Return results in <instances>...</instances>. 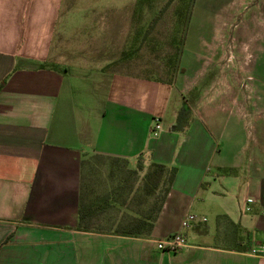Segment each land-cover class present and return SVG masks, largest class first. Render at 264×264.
<instances>
[{"label":"crops","instance_id":"1","mask_svg":"<svg viewBox=\"0 0 264 264\" xmlns=\"http://www.w3.org/2000/svg\"><path fill=\"white\" fill-rule=\"evenodd\" d=\"M230 2L250 9L245 76H232L221 113L200 96L176 130L182 92L134 59L155 2L0 0V264H264L248 253L264 246V0ZM91 154L126 159L141 179L152 162L176 168L148 235L79 227ZM188 213L205 221L182 228ZM175 232L186 245L159 250Z\"/></svg>","mask_w":264,"mask_h":264},{"label":"rangeland","instance_id":"2","mask_svg":"<svg viewBox=\"0 0 264 264\" xmlns=\"http://www.w3.org/2000/svg\"><path fill=\"white\" fill-rule=\"evenodd\" d=\"M117 1L125 3L127 0ZM151 1L155 2V7L149 9V19H143L145 28L139 34L143 42L134 57L137 74L156 81L172 80L174 87L182 92L181 109L202 96L205 98L203 104L209 106V112L212 108L214 113H221L229 85H234L232 76L235 81L239 80L238 74L245 76L242 61L248 58L245 27L248 26L246 22L250 9L232 5L230 0H176L178 7L170 6L172 0ZM76 8L73 10V20L67 24V32L74 33L75 27L81 26L75 14L79 9ZM154 11L161 13L151 26L148 22ZM176 14L180 34L179 41H174V45L168 33ZM164 128L163 125L157 134L163 133ZM157 137L153 136L155 139ZM128 169L126 163L122 165L93 155L87 158L82 178L84 199L95 202L106 196L112 197L107 204L101 202L104 211L90 223L93 230L102 228V231H111L114 225L132 215H144L152 204L153 199L148 201L139 192L141 176L129 174ZM208 218L206 223L214 226L215 216Z\"/></svg>","mask_w":264,"mask_h":264},{"label":"trees","instance_id":"3","mask_svg":"<svg viewBox=\"0 0 264 264\" xmlns=\"http://www.w3.org/2000/svg\"><path fill=\"white\" fill-rule=\"evenodd\" d=\"M46 65L47 63L46 61H44L41 63L40 66L43 68ZM188 116L189 113L185 110V108L179 111L175 123L176 130H182L188 125V118H189ZM91 155L100 158H107L110 159L111 161L121 163L122 165L126 163V165L128 166L127 160L123 158L107 157L99 154H91ZM87 158H89V156ZM87 158L83 160V167L85 166L84 164ZM137 169H140V165H138ZM128 173L136 175L137 170L129 168ZM175 173H176L175 167L167 168L164 164L159 162L150 163L148 170L144 173L142 177V183L139 192H141L142 195L141 197L148 198L147 199L148 201L153 199L152 204L149 205L144 215H139V214L132 215L128 217V219L122 220L116 225H114L112 230L107 232H113L118 235L131 236V237H140L143 235H148L152 229L153 222L156 219L157 213L161 208L163 199L168 193L169 186L171 185L174 179ZM111 198L112 197L106 196L103 197V199L100 201H95V202L86 201L84 199V193H83V182H81V188L79 193V210H78L79 227L83 229L91 228L90 223L93 222V220L104 211V208H102L101 206V202L107 204L111 201ZM223 218L226 219L225 216H223Z\"/></svg>","mask_w":264,"mask_h":264},{"label":"built area","instance_id":"4","mask_svg":"<svg viewBox=\"0 0 264 264\" xmlns=\"http://www.w3.org/2000/svg\"><path fill=\"white\" fill-rule=\"evenodd\" d=\"M159 128H160L159 123H155L152 128V133L156 135V132ZM204 221H205L204 217H199L194 213H188L183 217L181 221V227L187 228L192 223H199ZM156 242H157V248L163 251L164 250L175 251L186 245L185 236L181 232L172 233L163 239L157 240ZM248 253L255 256H264V246L259 245V246L250 247L248 249Z\"/></svg>","mask_w":264,"mask_h":264}]
</instances>
